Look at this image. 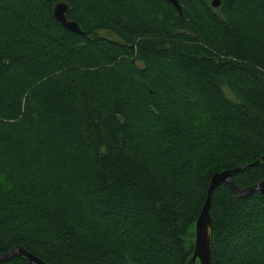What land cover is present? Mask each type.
I'll return each mask as SVG.
<instances>
[{
  "label": "trees",
  "instance_id": "obj_1",
  "mask_svg": "<svg viewBox=\"0 0 264 264\" xmlns=\"http://www.w3.org/2000/svg\"><path fill=\"white\" fill-rule=\"evenodd\" d=\"M177 1L0 0V255L190 264L211 178L264 180V0ZM208 215L211 264H264V196Z\"/></svg>",
  "mask_w": 264,
  "mask_h": 264
},
{
  "label": "water",
  "instance_id": "obj_2",
  "mask_svg": "<svg viewBox=\"0 0 264 264\" xmlns=\"http://www.w3.org/2000/svg\"><path fill=\"white\" fill-rule=\"evenodd\" d=\"M166 3L171 4L178 12L179 16H182L181 7L177 0H159ZM211 6L216 8L219 6L218 0H212ZM68 6L64 3H58L53 8V17L54 19L66 30L76 33L82 34L77 24L73 21H68L65 17V12L67 11ZM262 162L264 164V158H262ZM237 169L230 171H223L221 173H216L210 181L206 199L203 205V208L200 212V215L195 222L194 225V241H193V253L191 257L190 264H195L196 261L199 264H211L210 263V239H211V226H210V218L208 215V209L210 205V200L213 191L217 188L221 183H226L235 193L238 194L239 197H246L251 195L254 192H259L262 196H264V180L255 184L251 187L245 188L243 190H238L235 188L231 175L233 172H236ZM14 256H22L27 258L31 264H44L35 256L31 255L27 251L22 248L16 247L11 249L9 252L0 255V261L9 260Z\"/></svg>",
  "mask_w": 264,
  "mask_h": 264
}]
</instances>
